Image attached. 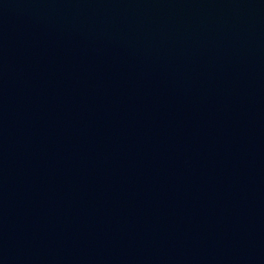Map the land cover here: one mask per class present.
Here are the masks:
<instances>
[{
    "label": "water",
    "instance_id": "1",
    "mask_svg": "<svg viewBox=\"0 0 264 264\" xmlns=\"http://www.w3.org/2000/svg\"><path fill=\"white\" fill-rule=\"evenodd\" d=\"M0 264H264V0H0Z\"/></svg>",
    "mask_w": 264,
    "mask_h": 264
}]
</instances>
